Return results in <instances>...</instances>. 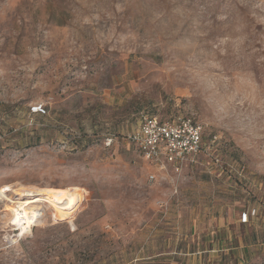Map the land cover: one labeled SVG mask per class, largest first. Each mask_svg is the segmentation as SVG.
<instances>
[{"label": "rangeland", "instance_id": "1", "mask_svg": "<svg viewBox=\"0 0 264 264\" xmlns=\"http://www.w3.org/2000/svg\"><path fill=\"white\" fill-rule=\"evenodd\" d=\"M145 113L219 143L149 182ZM0 189V264H264V0H0Z\"/></svg>", "mask_w": 264, "mask_h": 264}, {"label": "built area", "instance_id": "2", "mask_svg": "<svg viewBox=\"0 0 264 264\" xmlns=\"http://www.w3.org/2000/svg\"><path fill=\"white\" fill-rule=\"evenodd\" d=\"M204 129L200 121L190 116L170 120L145 113L140 116L136 127L124 136V141L150 167L147 180L153 182L164 171L177 172L186 164L198 163L197 155L201 151ZM6 192L7 190H4L2 193ZM243 220H246V214H243ZM21 222L24 224L23 217ZM13 231H16L12 234L15 236L21 233L16 225ZM25 234L20 235L18 239Z\"/></svg>", "mask_w": 264, "mask_h": 264}, {"label": "bare ground", "instance_id": "3", "mask_svg": "<svg viewBox=\"0 0 264 264\" xmlns=\"http://www.w3.org/2000/svg\"><path fill=\"white\" fill-rule=\"evenodd\" d=\"M31 189H32L33 192L31 191ZM22 191H23L22 192L23 193L22 195H24V197H28V198H32V199L35 196L39 197L36 200H32L31 199V202H27V201L26 202H23V201L21 202V204L24 206L23 208L24 209L26 208L25 209L26 214H25V216L23 218L24 224H22L20 218L17 220V224H18L19 228L21 230H23V231H26L32 225L33 221L38 218V216L40 214L39 213V210L41 208L37 204L34 205V204H30V203H32L34 201H37V202H40L41 203V201L44 198L50 199L53 202L58 201V202H56V204H57V207L59 208L60 213H69L71 211L70 209H65L64 208V207H66V205L64 204V201L67 202V203H69V206L70 205L73 206L76 203L75 196L72 195V194H70L69 192H65V191L40 190V189H37V188H34V187H32V188L25 187V188L22 189ZM64 195H66V196H64ZM46 202H47V200H46ZM3 222H5V221H3ZM22 234L20 233V235H22ZM12 236H15V235H12ZM19 236L17 235L16 237L19 238Z\"/></svg>", "mask_w": 264, "mask_h": 264}, {"label": "trees", "instance_id": "4", "mask_svg": "<svg viewBox=\"0 0 264 264\" xmlns=\"http://www.w3.org/2000/svg\"><path fill=\"white\" fill-rule=\"evenodd\" d=\"M149 115H154V114H149ZM205 130L206 129H204L202 132L201 151L197 155L198 163H203L204 160H201V157L205 158L211 155V153H209L210 148L216 143H219L215 134L211 135L209 138H205V134H206Z\"/></svg>", "mask_w": 264, "mask_h": 264}, {"label": "crops", "instance_id": "5", "mask_svg": "<svg viewBox=\"0 0 264 264\" xmlns=\"http://www.w3.org/2000/svg\"><path fill=\"white\" fill-rule=\"evenodd\" d=\"M145 165H146V163H145ZM187 165H188V164H186L185 166H187ZM146 166H147L148 169H150V167H149L148 165H146Z\"/></svg>", "mask_w": 264, "mask_h": 264}]
</instances>
